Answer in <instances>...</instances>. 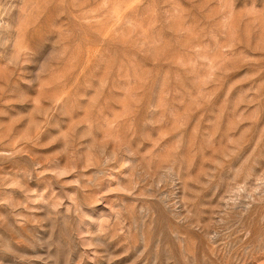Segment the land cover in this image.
<instances>
[{
	"label": "rangeland",
	"instance_id": "374dc122",
	"mask_svg": "<svg viewBox=\"0 0 264 264\" xmlns=\"http://www.w3.org/2000/svg\"><path fill=\"white\" fill-rule=\"evenodd\" d=\"M0 264H264V0H0Z\"/></svg>",
	"mask_w": 264,
	"mask_h": 264
}]
</instances>
